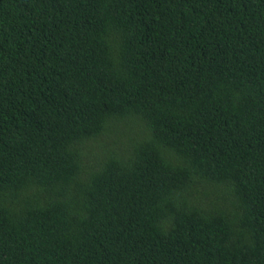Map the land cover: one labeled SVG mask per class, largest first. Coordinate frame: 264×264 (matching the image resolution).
I'll return each instance as SVG.
<instances>
[{
  "label": "trees",
  "instance_id": "obj_1",
  "mask_svg": "<svg viewBox=\"0 0 264 264\" xmlns=\"http://www.w3.org/2000/svg\"><path fill=\"white\" fill-rule=\"evenodd\" d=\"M0 264H264V0H0Z\"/></svg>",
  "mask_w": 264,
  "mask_h": 264
}]
</instances>
